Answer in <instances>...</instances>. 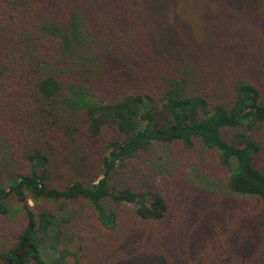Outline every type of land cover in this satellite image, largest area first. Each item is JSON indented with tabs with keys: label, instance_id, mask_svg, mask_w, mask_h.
I'll return each mask as SVG.
<instances>
[{
	"label": "trees",
	"instance_id": "obj_1",
	"mask_svg": "<svg viewBox=\"0 0 264 264\" xmlns=\"http://www.w3.org/2000/svg\"><path fill=\"white\" fill-rule=\"evenodd\" d=\"M263 127L264 0H0V264H264Z\"/></svg>",
	"mask_w": 264,
	"mask_h": 264
},
{
	"label": "rangeland",
	"instance_id": "obj_2",
	"mask_svg": "<svg viewBox=\"0 0 264 264\" xmlns=\"http://www.w3.org/2000/svg\"><path fill=\"white\" fill-rule=\"evenodd\" d=\"M256 140L261 145V150L259 151V153L255 157V163L264 168V127L261 130L257 131ZM184 155L185 154H183L179 157L176 156L175 162L177 163L179 160H181L183 158L182 156H184ZM188 157L189 156H186L184 159L186 162H189V160H191V162L194 163L198 168L208 172L210 174V176H212V177L217 176L219 174V172L221 171L218 167H216V165L214 163V158L211 155L210 156H207V154L201 155L198 151H196L193 154V156H190V158H188ZM180 170H183V169L180 168ZM161 171H166V170L162 169ZM166 172L168 173L169 178L170 177L175 178L173 175H171L170 172H168V171H166ZM184 172H185L184 176H187L189 174L185 170H184ZM161 174L162 173H160V172L158 173L156 180L158 178L159 179L157 182H166V180L164 179V177ZM128 181H132V179H129ZM246 201H248V202L254 201V198H249ZM28 202L35 211H39L44 207L45 208L48 207V203L44 202L42 200L34 201L31 198H29ZM17 204L18 203L11 201V206H10L11 209H13L12 207L17 205ZM252 204H254V203H252ZM262 214L264 217V211H262ZM5 226L6 227H4L2 232L8 235L9 232H11L9 229H12L15 226V221L13 222L10 220V223L6 224ZM78 245H79V240L77 237L71 238L70 240H67V241H61L59 243L60 248H66L67 250H69L70 252H73V253L76 252ZM52 255H53V253L43 252V257L45 260H48ZM66 264H76L74 257L68 256L66 259Z\"/></svg>",
	"mask_w": 264,
	"mask_h": 264
}]
</instances>
